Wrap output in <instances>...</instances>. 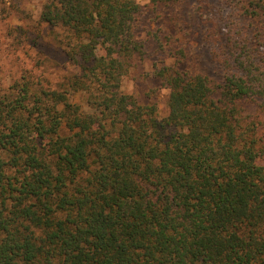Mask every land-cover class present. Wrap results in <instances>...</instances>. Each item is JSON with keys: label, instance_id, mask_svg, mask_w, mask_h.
<instances>
[{"label": "trees", "instance_id": "16d2710c", "mask_svg": "<svg viewBox=\"0 0 264 264\" xmlns=\"http://www.w3.org/2000/svg\"><path fill=\"white\" fill-rule=\"evenodd\" d=\"M149 7L44 2L73 71L0 88V264H264V0Z\"/></svg>", "mask_w": 264, "mask_h": 264}, {"label": "rangeland", "instance_id": "374dc122", "mask_svg": "<svg viewBox=\"0 0 264 264\" xmlns=\"http://www.w3.org/2000/svg\"><path fill=\"white\" fill-rule=\"evenodd\" d=\"M45 1L0 0V88L7 89L23 76L35 83L46 82L55 86L73 71L68 61L70 34L60 25L42 20ZM137 1L147 10L152 3V0ZM191 6L189 4L187 8ZM150 16L152 14L148 11L147 19ZM142 39L147 40L146 54L133 60L130 78L124 81V90L156 102L159 110L166 114L168 91L158 79L148 76L160 65V58L145 33Z\"/></svg>", "mask_w": 264, "mask_h": 264}]
</instances>
